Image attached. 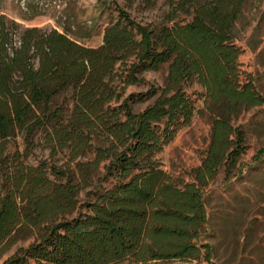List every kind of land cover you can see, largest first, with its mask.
I'll return each mask as SVG.
<instances>
[{"label": "trees", "instance_id": "trees-1", "mask_svg": "<svg viewBox=\"0 0 264 264\" xmlns=\"http://www.w3.org/2000/svg\"><path fill=\"white\" fill-rule=\"evenodd\" d=\"M245 2L176 0L156 24L116 5L96 47L0 15V255L31 240L2 264L210 261L212 245L199 243L209 222L203 189L220 169L225 179L241 173L246 134L234 120L264 103L239 68L234 26ZM163 65V86L121 100L117 82ZM193 84L204 90L210 140L179 184L153 156L197 113ZM42 144L66 154L63 166L35 158ZM263 160L264 149L252 157Z\"/></svg>", "mask_w": 264, "mask_h": 264}, {"label": "rangeland", "instance_id": "rangeland-1", "mask_svg": "<svg viewBox=\"0 0 264 264\" xmlns=\"http://www.w3.org/2000/svg\"><path fill=\"white\" fill-rule=\"evenodd\" d=\"M176 0H0V15L14 19L23 26L55 28L76 37L85 45L96 47L102 42L103 29L116 20L115 6H119L142 24H156L163 20ZM189 16L180 14L178 19ZM235 43L242 53L239 68L254 81L264 96V0H246L240 18L234 26ZM167 65L140 75L132 85L118 84L121 100L131 94L157 90L165 83ZM192 96L197 113L191 122L178 130L175 137L153 158L176 183L191 180V169L197 167L210 140L211 117L201 112L204 90L193 84L186 88ZM150 97L134 103L140 111L153 101ZM246 134L247 149L240 159L241 173L233 171L228 179L224 171L203 189L208 227L199 243L213 247L210 261L199 260L186 264H264V160L252 161L253 155L264 149V103L243 111L235 120ZM35 158L63 166L65 153L50 155L43 144L36 147ZM30 163L36 160L30 159ZM92 187L81 191V202ZM1 196V192H0ZM31 240L19 241L0 255V264L15 249Z\"/></svg>", "mask_w": 264, "mask_h": 264}]
</instances>
